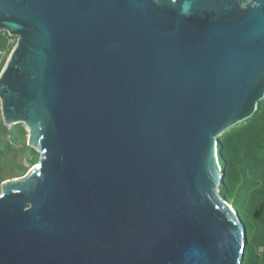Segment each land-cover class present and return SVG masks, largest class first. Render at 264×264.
I'll return each mask as SVG.
<instances>
[{
    "label": "water",
    "instance_id": "obj_1",
    "mask_svg": "<svg viewBox=\"0 0 264 264\" xmlns=\"http://www.w3.org/2000/svg\"><path fill=\"white\" fill-rule=\"evenodd\" d=\"M0 264H244L220 137L264 100V0H0Z\"/></svg>",
    "mask_w": 264,
    "mask_h": 264
},
{
    "label": "trees",
    "instance_id": "obj_2",
    "mask_svg": "<svg viewBox=\"0 0 264 264\" xmlns=\"http://www.w3.org/2000/svg\"><path fill=\"white\" fill-rule=\"evenodd\" d=\"M16 42L2 32L0 52L11 53ZM219 158L225 170L221 194L239 211L248 229L244 264H264V100L252 118L220 137Z\"/></svg>",
    "mask_w": 264,
    "mask_h": 264
},
{
    "label": "rangeland",
    "instance_id": "obj_3",
    "mask_svg": "<svg viewBox=\"0 0 264 264\" xmlns=\"http://www.w3.org/2000/svg\"><path fill=\"white\" fill-rule=\"evenodd\" d=\"M12 43L11 40L9 44ZM10 54L9 50H6L0 60L1 70L4 69ZM28 137L29 129L26 125L5 124L0 100V194L3 192V184L27 177L39 162L40 152L29 145Z\"/></svg>",
    "mask_w": 264,
    "mask_h": 264
},
{
    "label": "built area",
    "instance_id": "obj_4",
    "mask_svg": "<svg viewBox=\"0 0 264 264\" xmlns=\"http://www.w3.org/2000/svg\"><path fill=\"white\" fill-rule=\"evenodd\" d=\"M1 33H2V32H0V34H1ZM5 53H6V50L0 52V60H2L3 56L5 55Z\"/></svg>",
    "mask_w": 264,
    "mask_h": 264
}]
</instances>
